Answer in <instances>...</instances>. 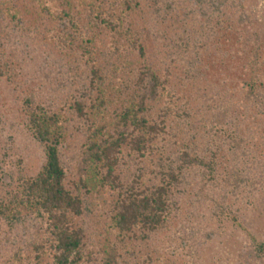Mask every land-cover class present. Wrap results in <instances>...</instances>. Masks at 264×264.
I'll return each instance as SVG.
<instances>
[{"label":"trees","instance_id":"16d2710c","mask_svg":"<svg viewBox=\"0 0 264 264\" xmlns=\"http://www.w3.org/2000/svg\"><path fill=\"white\" fill-rule=\"evenodd\" d=\"M192 1L204 8L206 0ZM182 14L195 12L178 0H0V77L18 84L7 46L21 31L62 62L71 82L59 106L25 102L45 160L0 200V221H37L23 264H171L150 240L170 228L190 172L202 190L242 183L236 168L221 173L218 159L231 129L229 93L203 78L202 33L193 22L189 36ZM261 98L252 75L243 103L263 106ZM217 206L264 258V243L226 196Z\"/></svg>","mask_w":264,"mask_h":264},{"label":"rangeland","instance_id":"374dc122","mask_svg":"<svg viewBox=\"0 0 264 264\" xmlns=\"http://www.w3.org/2000/svg\"><path fill=\"white\" fill-rule=\"evenodd\" d=\"M178 1L195 12L194 16L182 14L189 23V36L195 34L193 22H198L196 28L202 33L203 78L229 93L232 109L227 121L231 129L220 137L222 145L217 146L223 147L218 159L221 173L236 168L242 183L234 193L215 187L202 190L199 172H190L177 198L180 209L176 217L169 229L152 236L150 246L171 264H264L247 233L217 206L226 196V206L247 232L264 243V0H244L242 4L239 0H206L204 8L192 0ZM10 34L7 47L19 63V79L14 85L8 77H0V200L35 176L45 160L44 147L29 128L26 100L59 106L71 87L59 59L25 33ZM252 75L263 106L248 108L243 98ZM64 160L68 170H77L69 156ZM35 224L32 218L0 221V264H23L19 257L32 241Z\"/></svg>","mask_w":264,"mask_h":264}]
</instances>
